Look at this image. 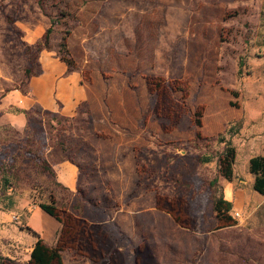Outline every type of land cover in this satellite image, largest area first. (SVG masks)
Returning a JSON list of instances; mask_svg holds the SVG:
<instances>
[{
	"label": "rangeland",
	"instance_id": "1",
	"mask_svg": "<svg viewBox=\"0 0 264 264\" xmlns=\"http://www.w3.org/2000/svg\"><path fill=\"white\" fill-rule=\"evenodd\" d=\"M52 57L85 90L60 75L61 111L28 108L30 77L60 72ZM230 128L229 181L217 157ZM262 153L264 0H0L6 264H27L33 232L56 244L67 215L64 264H264V195L248 170ZM219 193L234 225L219 227Z\"/></svg>",
	"mask_w": 264,
	"mask_h": 264
},
{
	"label": "trees",
	"instance_id": "2",
	"mask_svg": "<svg viewBox=\"0 0 264 264\" xmlns=\"http://www.w3.org/2000/svg\"><path fill=\"white\" fill-rule=\"evenodd\" d=\"M64 60L68 63L67 58ZM236 132L237 128H230L226 131L225 135H221V137H219V141L224 143V147L217 157L218 172L222 177L229 181L233 178V164L236 157V150L234 145L231 143V136ZM201 160L203 162H207L210 159L208 156H204ZM248 170L253 175V189L261 195H264V153L250 157ZM214 180H212L210 184L215 185ZM39 207L59 222L62 221L53 204L41 202L39 203ZM212 208L215 212V217L219 222V227L231 226L236 223L233 218L234 216L232 217L230 215L232 203L231 201L225 199L221 193L214 195ZM74 222V219L67 215L64 219V228H61V234L54 245H48L38 234L33 232L36 240L32 245L27 264H64L61 255L62 249L60 246V240H62L65 244L66 239L71 237L74 229ZM0 264L6 263L0 259Z\"/></svg>",
	"mask_w": 264,
	"mask_h": 264
},
{
	"label": "crops",
	"instance_id": "3",
	"mask_svg": "<svg viewBox=\"0 0 264 264\" xmlns=\"http://www.w3.org/2000/svg\"><path fill=\"white\" fill-rule=\"evenodd\" d=\"M52 63L56 64L58 66H55V70L57 71V68L59 69V74L57 75H53L52 77H46L44 78V76H31L29 81H28V90H26V93H30V97H28L26 100L28 103H30L31 105H27L28 108H32L34 103L37 104H41L44 103L45 107L47 109H52L54 110V112H59L61 111L59 109V101L55 98V82L57 81V77H59L60 75L63 76L66 80L67 78L65 77V75H73V78L76 77V81L72 82L70 81V83H74L76 85V87L78 88V90L82 89L85 90V86L84 83L81 80V71L77 70V69H72L69 70L68 64L66 62H64L63 60L59 59L58 57H52L51 58ZM45 72V69L43 71V73ZM76 76H75V75ZM63 107V105H62ZM27 108V109H28ZM45 108V109H46ZM25 109V108H24ZM48 245H53V243H48L46 242Z\"/></svg>",
	"mask_w": 264,
	"mask_h": 264
},
{
	"label": "flooded vegetation",
	"instance_id": "4",
	"mask_svg": "<svg viewBox=\"0 0 264 264\" xmlns=\"http://www.w3.org/2000/svg\"><path fill=\"white\" fill-rule=\"evenodd\" d=\"M149 80V81H148ZM148 82L151 83V85L153 86V88L157 89L158 90V86L161 84L162 80L159 79V78H155V77H152L151 79H147ZM175 82H171V87L174 89L175 88ZM69 238H67L66 240H68Z\"/></svg>",
	"mask_w": 264,
	"mask_h": 264
},
{
	"label": "built area",
	"instance_id": "5",
	"mask_svg": "<svg viewBox=\"0 0 264 264\" xmlns=\"http://www.w3.org/2000/svg\"><path fill=\"white\" fill-rule=\"evenodd\" d=\"M233 216H234V218H239L240 217V213L238 211H235L233 213Z\"/></svg>",
	"mask_w": 264,
	"mask_h": 264
}]
</instances>
